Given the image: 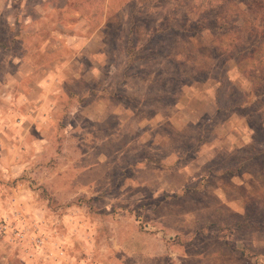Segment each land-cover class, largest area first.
Masks as SVG:
<instances>
[{"label": "rangeland", "instance_id": "rangeland-1", "mask_svg": "<svg viewBox=\"0 0 264 264\" xmlns=\"http://www.w3.org/2000/svg\"><path fill=\"white\" fill-rule=\"evenodd\" d=\"M212 1L0 0V264H264V0Z\"/></svg>", "mask_w": 264, "mask_h": 264}, {"label": "trees", "instance_id": "trees-1", "mask_svg": "<svg viewBox=\"0 0 264 264\" xmlns=\"http://www.w3.org/2000/svg\"><path fill=\"white\" fill-rule=\"evenodd\" d=\"M198 5H200V8H202V9H209V8L215 7L212 0H198ZM256 50H257V47L254 49V52H256ZM250 60H254V59L252 57H250ZM238 66L241 67L242 66L241 63L238 64ZM250 73H251L250 77H252L253 76L252 71H250ZM176 243L181 244L182 242L177 241Z\"/></svg>", "mask_w": 264, "mask_h": 264}]
</instances>
